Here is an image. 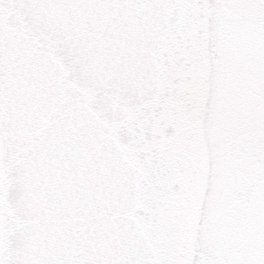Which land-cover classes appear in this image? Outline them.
Here are the masks:
<instances>
[{"label": "snow or ice", "instance_id": "6c2138e0", "mask_svg": "<svg viewBox=\"0 0 264 264\" xmlns=\"http://www.w3.org/2000/svg\"><path fill=\"white\" fill-rule=\"evenodd\" d=\"M0 264H264V0H0Z\"/></svg>", "mask_w": 264, "mask_h": 264}]
</instances>
